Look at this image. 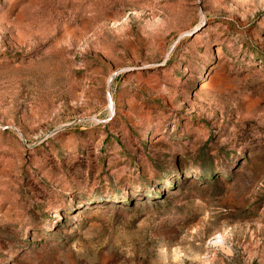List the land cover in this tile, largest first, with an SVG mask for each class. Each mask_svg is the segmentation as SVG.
Instances as JSON below:
<instances>
[{
	"label": "rangeland",
	"instance_id": "rangeland-1",
	"mask_svg": "<svg viewBox=\"0 0 264 264\" xmlns=\"http://www.w3.org/2000/svg\"><path fill=\"white\" fill-rule=\"evenodd\" d=\"M0 264H264V0H0Z\"/></svg>",
	"mask_w": 264,
	"mask_h": 264
}]
</instances>
